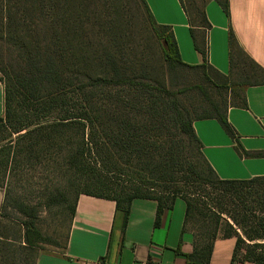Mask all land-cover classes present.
Returning <instances> with one entry per match:
<instances>
[{
  "label": "trees",
  "instance_id": "1",
  "mask_svg": "<svg viewBox=\"0 0 264 264\" xmlns=\"http://www.w3.org/2000/svg\"><path fill=\"white\" fill-rule=\"evenodd\" d=\"M138 1L170 65L198 70L203 84L195 87L201 92L205 87L226 92L218 98L204 92L201 112L191 115L178 97L186 88L170 90L155 79L134 75L121 53L107 47L86 55L102 27L93 24L97 11L90 7L95 0H0V46L5 52L0 54V166L13 171L51 160L58 163L54 169L81 174L60 249L66 246L81 194L113 200L123 228L134 198L157 202L156 224L162 209L171 208L179 197L185 203L182 230L192 233L195 244L192 253L184 254L187 261L207 264L215 239L234 238L233 261L264 264V176L220 178L203 155L192 125L197 119L215 118L241 155L264 156V151L241 147L226 116L230 105L247 106L244 87L264 84V68L240 47L231 29L229 74L209 64L206 39L194 29L206 32L211 27L206 0H179L202 56L200 64L184 63L170 26L157 23L145 0ZM215 1L228 15V0ZM116 87L130 93L121 99L97 95ZM184 139L194 146L196 158L186 155ZM6 196L0 205V264H36L39 251L54 243L33 221L36 206L14 200L11 206L21 218L5 215ZM68 202L56 187L43 205Z\"/></svg>",
  "mask_w": 264,
  "mask_h": 264
},
{
  "label": "crops",
  "instance_id": "2",
  "mask_svg": "<svg viewBox=\"0 0 264 264\" xmlns=\"http://www.w3.org/2000/svg\"><path fill=\"white\" fill-rule=\"evenodd\" d=\"M155 20L170 26L181 60L189 65L202 62L195 49L187 15L179 0H145ZM227 15L215 0H206L204 11L211 27L195 34L205 37L208 62L224 75L229 74L228 37L231 29L240 47L264 68V0H228ZM247 106H229L226 116L238 135L241 147L250 152L264 151V84L244 87ZM4 114V85L0 81V116ZM202 143V152L222 179H250L264 176V156H244L234 140L215 118L193 121ZM0 191V205L2 202ZM184 201L175 198L171 208L158 215L157 202L134 198L126 224L110 199L81 194L76 200L65 248H43L36 264H193L184 254L194 250L191 232L183 231ZM234 238H217L207 264H251L232 260Z\"/></svg>",
  "mask_w": 264,
  "mask_h": 264
},
{
  "label": "rangeland",
  "instance_id": "3",
  "mask_svg": "<svg viewBox=\"0 0 264 264\" xmlns=\"http://www.w3.org/2000/svg\"><path fill=\"white\" fill-rule=\"evenodd\" d=\"M200 3L202 0H194ZM97 16L93 24L100 26V33L96 38H92V50L89 49L86 55L99 54L104 47L112 51L121 53L124 66H130L135 71L134 75L140 77L146 76L149 79H155L159 85H164L170 90L179 91V101L183 106L190 107L191 115L200 113L202 109V99L204 92L212 98L223 95L226 90H215L211 87H205L201 92L195 87L197 84H203L201 74L198 70L173 67L165 59L162 47L157 38L153 35L146 20V15L138 0H95L92 4ZM96 52V53H95ZM4 46H0V54L4 55ZM15 51L11 57H14ZM89 66V65H88ZM103 66V65H101ZM23 67V66H12ZM1 75V72H0ZM130 92L127 88L116 87L111 90L101 89L97 92L98 97L116 96V99L123 98ZM132 93V92H131ZM200 105V107H198ZM186 155L191 159L196 158L194 146L183 140ZM55 161L45 160L35 163L33 167H24L10 170L9 167L0 166V191L2 197L4 193L6 210L5 215L14 219H20L21 216L12 208L14 200H21L30 206H36L33 221L41 231L50 238L53 245H47L46 248L60 249L64 243V237L68 227L70 213L69 207L74 198L78 195L80 187L78 186V176L72 171L54 169L58 168ZM127 178V177H125ZM63 190L69 202L65 205L45 206L44 199L52 193L53 188ZM155 188V187H154ZM155 192L159 191L156 187ZM9 220V219H6ZM1 221L11 226L8 221ZM17 229L16 226L13 227ZM236 231L249 242L242 234L240 229ZM242 252H244L242 250Z\"/></svg>",
  "mask_w": 264,
  "mask_h": 264
},
{
  "label": "built area",
  "instance_id": "4",
  "mask_svg": "<svg viewBox=\"0 0 264 264\" xmlns=\"http://www.w3.org/2000/svg\"><path fill=\"white\" fill-rule=\"evenodd\" d=\"M145 264H160V262L158 260H155V259H151L149 260L147 263Z\"/></svg>",
  "mask_w": 264,
  "mask_h": 264
}]
</instances>
